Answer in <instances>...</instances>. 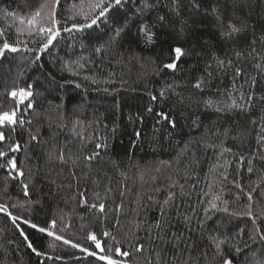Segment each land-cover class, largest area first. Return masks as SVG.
<instances>
[{
    "label": "trees",
    "instance_id": "obj_1",
    "mask_svg": "<svg viewBox=\"0 0 264 264\" xmlns=\"http://www.w3.org/2000/svg\"><path fill=\"white\" fill-rule=\"evenodd\" d=\"M44 2L0 0V30L4 32L0 43L5 38L9 43L22 42L18 52L6 51L0 57V110L16 107L8 95L13 88L31 85L33 93L29 98L33 107L24 111L25 105H20L17 113L26 123L17 125L15 132L6 130L4 150L13 141L21 148L0 158V163L14 156L24 176L15 171L9 176V170L0 168V204L40 226L55 219L58 235L99 253L87 239L89 233H95L102 246L129 251L128 257L114 256L129 264H146L150 254L155 260V252L161 248L166 259L176 258V264H219L212 236L228 238L221 249L233 264H262L264 241L259 240L256 229L264 233V141L260 139L264 136V100L259 99L264 97V0H199V10L190 7L191 0H182L178 16L161 7L160 14L168 13L173 21L164 29L162 41L194 47L197 52H201L199 45L208 41L215 45L213 55L233 61L230 67L208 69L206 64L212 62L209 56H192L175 72L162 68L161 47L167 44L145 47L130 34L109 46L111 23L71 34L62 32L54 46L40 60H34L35 54L25 51L23 42L36 48L39 36L35 32L29 35V26L26 22L21 25L19 17L26 21ZM80 2L60 0L56 12L61 24L73 23L68 17ZM135 4L132 0L126 7L132 9ZM213 6L225 24L231 20L237 26H248L243 36L249 42L257 40L255 53L248 55L251 48L244 39L218 43ZM233 50L244 54L237 58ZM236 67L242 69L243 77H235ZM197 79L206 81L203 92L192 87ZM161 90H165L164 97H160ZM250 92L256 99L249 111L218 113L204 106L208 99L230 104L229 96L242 102L241 93L246 100ZM149 93L157 99L152 100ZM149 106L152 112L147 111ZM160 112L169 114L176 127L161 120ZM197 117L199 121L193 124ZM32 135L37 139L31 140ZM97 142H107L108 147L99 150L100 156L86 166L81 162L82 154L94 151ZM225 148L232 151L225 152ZM61 150L66 162L58 159ZM249 166L252 173L247 171ZM21 181L29 186L27 196ZM174 182L176 187L170 188ZM169 190L176 196L162 218L159 205ZM248 192L253 195L255 223L246 215H231L247 210ZM80 193L85 194L87 204L82 203ZM213 196L220 197L216 201L220 208L225 206L223 201L228 202V212L212 211L206 218L203 209ZM101 202L104 212L90 207ZM13 204L18 206L12 208ZM186 216L192 217L187 225ZM161 219L172 231L183 233L179 249L149 240L143 222L154 225ZM18 223L45 255L36 256L10 218L0 213V264H106L63 240ZM105 231L111 236H103ZM253 236L256 238L250 239ZM136 240L145 245L142 253L134 251Z\"/></svg>",
    "mask_w": 264,
    "mask_h": 264
},
{
    "label": "snow or ice",
    "instance_id": "obj_2",
    "mask_svg": "<svg viewBox=\"0 0 264 264\" xmlns=\"http://www.w3.org/2000/svg\"><path fill=\"white\" fill-rule=\"evenodd\" d=\"M132 0H81L79 5H74L72 15L68 17L69 20H72L73 23L70 25L61 24V21L57 19V6L60 4V0H45L44 3L40 4L39 7L30 14V17L25 21L24 17H19L20 24L23 25L25 22L29 26L27 31L29 35H32L35 32L39 36V40L35 41L37 43L36 48H28L27 43H24V50L29 53H34V60L38 61L41 59V55L48 51L50 47L54 46V42L57 41V38L64 33H73V32H81L86 29H91L94 26L99 27L100 25L107 26L111 23V36L107 43L109 46L119 44L126 36L132 34L133 38L136 42L142 44L145 47H156L157 45L167 44V47H161V54L164 59L161 61L162 68L166 70H171L173 72L180 70V65L192 56H200L207 55L211 59V63L206 64V68L211 69L213 66L216 68H226L230 67L233 64L231 59H221L218 55H213L212 52L215 49V45L210 44L208 41L200 44L199 47L201 52H197L194 47H185L182 44H178L173 42L162 41L161 36L165 28L169 26L173 21L168 13L163 15L160 14L161 7H168L174 12L177 16L180 13V4L182 0H168L167 3H163L162 0H136L135 7L130 9L126 7V4L131 3ZM190 7L193 9H200L199 0H191ZM47 10V11H45ZM7 15H14L13 13L7 12ZM211 13L217 19V27L219 32L218 43L226 44L231 41H236L238 39H244L243 34L247 32L248 26L244 24L243 26H237L233 21L229 20L227 24L224 23L223 17L220 15L219 10L213 6L211 8ZM154 17V19H153ZM79 18V19H78ZM134 30V33H133ZM18 31L21 32L22 30ZM181 33H183V28H181ZM4 32L0 30V36H3ZM22 42L17 39L15 43H9V41L5 38L2 43H0V57H2L6 51L8 52H18L20 50V44ZM244 43L247 47L251 48V51L248 53L251 56L256 52L255 45L257 40L253 38L251 42L247 39H244ZM100 49H97L99 51ZM244 53L241 51H234L233 55L237 58L242 56ZM256 67H260L259 64ZM212 75L211 72L208 73V77L210 78ZM235 77H243V71L240 67L235 68ZM233 78V87L236 85V79ZM255 85V78H252V86ZM172 86L169 85L170 89ZM193 88L203 92L207 87L206 81L204 79H197L195 83L192 85ZM8 95L13 98L16 107L7 110H0V158L7 157L9 153L17 152L20 150L21 146L19 142L13 141L7 144V150H4V143L8 140V135H6V130H10L11 132H15L16 126H23L26 121L23 116H18L17 113L21 110L20 105H25L24 111L31 109L33 104L29 98L33 96L31 91V85H28L26 88L18 87L13 88ZM152 100H156L157 97L151 95ZM165 96V90H161L160 97ZM231 100L230 104L221 105L217 101H213L208 99L204 102L205 108L213 109L218 113L224 112L226 110L238 109L240 111H249L252 107V101L256 99L254 93H249L247 99L245 100L244 94L241 93L239 100L242 102H238L236 99H233L229 96ZM259 99L264 100V97H260ZM27 103L25 104V102ZM148 112H152V107L149 106L147 109ZM161 120L167 121L171 128L176 127L175 120L167 113L160 112L157 114ZM199 121V117L193 121V124H197ZM27 123H31L28 121ZM255 123V122H253ZM115 132V128L112 129ZM264 131V129H262ZM136 137H140V132L137 131L135 133ZM171 135V133H169ZM31 140H36L37 136H30ZM261 141H264V136L260 137ZM108 147L107 142H97L95 144V150L88 154H82L81 162L86 166H89L91 162L95 161L100 156L101 149H106ZM187 146L184 150V154H186ZM225 152H231V149L225 148L223 149ZM58 159L62 162L65 161L63 150L60 151ZM78 159H80L78 157ZM241 159H243L241 157ZM73 164H76L77 161H72ZM162 164L170 167L169 162H161ZM249 165H251V161H249ZM0 168L9 170V176H12V171L23 177L24 172L17 166L16 159L14 156L8 158L5 163H0ZM160 169H157L159 171ZM247 171L249 173L253 172V168L251 166L248 167ZM15 178V177H13ZM224 179L227 180V176H224ZM22 187L24 190L25 196L28 195V184L23 183L21 181ZM175 182L170 186V188H175ZM237 187H240L237 185ZM180 188L183 189V185H180ZM107 191H111V189H107ZM255 191V189H253ZM82 197V203L87 204V199L84 198L85 194L80 193ZM121 196L124 195L123 192L120 193ZM247 199L249 204L247 205V210L243 213L232 212L231 215L239 216L246 215L250 218H253V223H255V219L252 211L251 202L253 201L252 192H248ZM176 196V192L169 190L167 196L163 200V202L159 205L160 215L161 217L167 216L166 209L171 207L174 203V199ZM97 199H99V194H97ZM151 199V197H149ZM239 199V197H237ZM217 200H220L219 196H213V198L208 201V207L203 209L206 218H210V213L212 211H224L228 212L227 201H223L225 205L223 208H220L216 203ZM18 205H11L12 208H16ZM21 207L23 205H20ZM91 208H99L100 212H104L105 204L103 202L92 203L90 205ZM117 211L122 208L121 205L116 206ZM195 211V210H193ZM0 213L8 216L13 224V226L19 230V234L23 237L24 241L27 242V247L32 250V252L36 256H44L45 253L39 251L37 248L33 246L31 241L29 240L26 233L21 229L20 223L18 221H22L23 224L27 225L31 229L36 230L39 233H46L48 236L54 237L55 240H63L65 244H71V247L78 248L82 252L87 253L89 256L97 257L99 261H105L106 264H129L128 261H122L120 259L114 258L116 257H128L130 255L129 251L122 250L121 247H112L108 245L102 246L101 239L97 237L95 233H89L87 239L95 246V249H99V253L95 250L90 251L87 247H82L79 243H73L70 240L65 239L62 235H58L57 230V221L55 219L48 222L47 226H40L37 223L32 222L31 219L23 218L18 215H13L12 212L9 211V206L7 204H0ZM264 215V213H261ZM185 224L190 223L192 217H184ZM118 223V221H117ZM145 230L148 233L149 240L153 242H159V244H171L173 249H179L181 243L184 242V235L182 232L172 231L171 225L167 223L164 219L157 221L154 225H148L147 221H144ZM62 231V229L60 230ZM257 235L260 241H264V233H261L260 229L257 228ZM133 235H135L133 233ZM103 236L108 237L111 236V233L105 231ZM256 237H250V239H255ZM212 243L215 245L216 255L219 256V264H233V260L225 254V251L221 249V245L227 244L228 238L218 239L216 236L210 237ZM54 247V245H50ZM134 251L136 253H142L145 250V245L136 240L133 245ZM247 247V245H246ZM236 252H240L241 249L239 246L235 247ZM164 249L161 248L160 251L155 252V260L151 258V254L148 258H146V264H176V258L173 257L171 260L166 259L163 255ZM48 259H51L49 256ZM187 264V262H185ZM264 264V262H262Z\"/></svg>",
    "mask_w": 264,
    "mask_h": 264
}]
</instances>
